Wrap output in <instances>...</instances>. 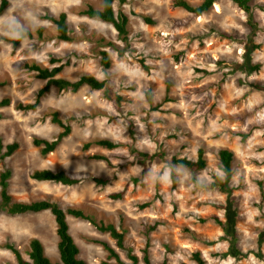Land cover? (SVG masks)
Segmentation results:
<instances>
[{"label":"rangeland","instance_id":"obj_1","mask_svg":"<svg viewBox=\"0 0 264 264\" xmlns=\"http://www.w3.org/2000/svg\"><path fill=\"white\" fill-rule=\"evenodd\" d=\"M87 6L101 9L102 0H9L0 16V101L9 99L0 108V155L8 144L19 146L0 160V173L11 172L12 200H49L123 232L124 249H119L107 233L67 215L69 233L87 264H116L95 241L107 243L126 263L130 252L145 264L146 249L150 264H195V251L207 264H264V243L258 245L264 230V0L251 3L250 15L230 0H218L197 17L171 0H113L115 14L128 19L125 40L111 25L82 15ZM60 13L67 16L68 42L59 40L45 19ZM2 38L18 40V46L13 49ZM103 51L110 59L107 69L101 65ZM51 60L64 65L59 77L73 82L91 75L105 82L104 90L50 87L35 111L18 110V104L33 103L45 85L25 66L51 68ZM52 111L71 132L43 157L32 139L57 136ZM240 134H248L245 141ZM101 139L118 147L83 149ZM199 149L203 170L171 163L172 158L195 161ZM220 149L234 155L228 193L209 188L221 174ZM44 169L64 170L83 181L68 187L31 179ZM89 175L108 183L97 186ZM119 193L120 199L110 198ZM229 200L236 212L235 244L247 253L243 259L220 256L229 242L216 220H225ZM55 230L47 211L0 213V264H16L7 244L28 260L32 238H39L45 255L58 263Z\"/></svg>","mask_w":264,"mask_h":264},{"label":"trees","instance_id":"obj_2","mask_svg":"<svg viewBox=\"0 0 264 264\" xmlns=\"http://www.w3.org/2000/svg\"><path fill=\"white\" fill-rule=\"evenodd\" d=\"M124 2V0H120ZM218 0H202V2L196 6L191 5L186 0H171L172 5L177 8L183 9L185 12L192 14L193 16H201L208 12L212 5ZM235 4L240 10L245 12L247 15L251 14V3L254 0H230ZM9 0H0V16L8 8ZM82 15L91 18L97 19L103 23L111 25L114 30L117 32V35L122 40L126 39L127 35V23L128 19L123 13L115 14L113 9V0H102L101 9H94L91 6H87L85 10L81 12ZM46 20L50 21L56 28L57 37L59 40L68 42L70 37L68 35L67 28V16L65 13H60L58 16H46ZM149 21V20H145ZM41 31V30H40ZM6 42L10 43L12 48L15 49L18 46V40H7L2 38ZM102 60L101 65L107 69L110 67V59L107 52H101ZM51 68H45L37 64L26 65V69L33 72L35 77L38 80L45 81V85L38 90L36 98L33 103L30 104H18L17 109L20 111H35L39 104L40 99L49 91L50 87L56 88L58 91H71L76 92L81 87L87 86L92 90L101 91L105 88V82L100 81L94 76L91 75H82L76 81H68L64 78L59 77L58 75L62 72L64 65L60 64V61L51 60ZM57 64V65H56ZM170 87L169 83H166V92H168ZM147 100L151 101V94L147 92ZM119 100V98H116ZM9 105V99L3 98L0 101V108L7 107ZM50 123L59 128L57 136L52 139H44L34 137L32 139V144L34 147L39 148V153L41 156H47L50 153L54 152L60 143L65 139L71 132L70 126L63 123L59 117L57 111H52L49 114ZM248 134H240L241 141H245ZM91 145H96L108 150H112L118 147V144L106 140H95L93 142H88L84 144L83 149H88ZM17 143L8 144L5 146V153L0 155V160H4L7 157L13 155L18 149ZM3 148L2 143L0 142V151ZM218 157V169L220 170V175L213 176V181L209 184V188H217L223 193L230 192L231 182L234 175L233 172V162L234 155L232 151L228 149H220L217 154ZM94 159L104 160L105 158L101 156H94ZM171 163L173 165H179L181 167L190 169V170H203L206 167V160L204 157V151L202 149L198 150L197 159L195 161L188 160L185 158H172ZM11 172H1L0 173V213H6L9 216H23L28 214H38L42 212H49L55 222V232L57 236V252L59 255V262L53 263L45 255L44 247L41 241L37 238H32L29 241L27 256L28 260H25L20 251L13 245L7 244L5 247L13 254L16 264H87L84 260L79 257V248L74 242L72 236L69 233V226L66 220V216H71L76 219L84 220L90 223L97 231L101 233H107L110 238H112L117 248L124 249L123 241L124 234L120 232L113 224H103L97 223L89 215H86L83 211L76 208H67L63 210L55 202L49 200H37L31 202H15L12 200V197L8 192V180L10 179ZM31 179L36 182H49L60 184L63 186H75L83 181L82 177H73L69 175L64 170L51 171L48 169L36 170L31 174ZM88 179L97 186H104L108 183V180L103 179L99 176L89 175ZM173 183L175 182L174 174H172ZM193 182L197 187H203L197 182L196 179H193ZM122 193L112 194L110 198L120 199ZM146 207V206H141ZM225 211V220L223 222L217 221L219 226L222 228L225 239L229 242V248L226 253L220 254L222 257H233L237 259H243L247 256V253H243L236 246V212L233 208L231 201H226L224 207ZM99 244L103 250L107 253L108 258L114 259L116 264H139L138 257L132 255L130 252L127 253L128 263L123 262L118 254L105 242L95 241ZM264 243V230L258 235V245L261 246ZM143 262L145 264H150L148 259L147 250L143 251ZM191 260L195 264H207L206 261L202 258L199 251L191 253Z\"/></svg>","mask_w":264,"mask_h":264},{"label":"crops","instance_id":"obj_3","mask_svg":"<svg viewBox=\"0 0 264 264\" xmlns=\"http://www.w3.org/2000/svg\"><path fill=\"white\" fill-rule=\"evenodd\" d=\"M37 239H39V238H37ZM40 240V239H39ZM41 241V240H40ZM41 243H42V241H41Z\"/></svg>","mask_w":264,"mask_h":264}]
</instances>
